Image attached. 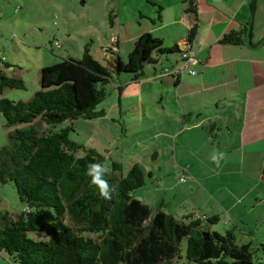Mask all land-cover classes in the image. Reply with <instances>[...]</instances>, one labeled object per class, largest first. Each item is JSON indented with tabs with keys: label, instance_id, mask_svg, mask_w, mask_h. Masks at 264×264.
Listing matches in <instances>:
<instances>
[{
	"label": "trees",
	"instance_id": "trees-1",
	"mask_svg": "<svg viewBox=\"0 0 264 264\" xmlns=\"http://www.w3.org/2000/svg\"><path fill=\"white\" fill-rule=\"evenodd\" d=\"M187 10L196 13L197 0H188ZM197 29L198 24L190 28L189 41ZM252 36L253 25L246 24L220 41L240 44L249 37L251 45L264 43V37L253 43ZM105 49L106 64L95 58L88 43L81 57H64L43 67L41 88L29 100L0 97V114L12 128L0 148V180L13 182L26 205L17 215L0 209V251L19 264H264L257 263L253 243H240L233 230L209 228L219 215L177 218L162 210L153 213L132 195L146 183L142 163H134L126 175L116 160L105 170L106 156L73 140L71 125L58 129L67 120L104 116L106 110L97 106L109 85L122 92L129 79L146 75L147 64L183 52L178 44L165 46L149 32L137 38L126 62L117 50ZM26 87L23 78L0 70V95L6 88ZM92 165L100 166L106 196L100 183H93ZM184 237L186 250L181 247Z\"/></svg>",
	"mask_w": 264,
	"mask_h": 264
},
{
	"label": "crops",
	"instance_id": "crops-1",
	"mask_svg": "<svg viewBox=\"0 0 264 264\" xmlns=\"http://www.w3.org/2000/svg\"><path fill=\"white\" fill-rule=\"evenodd\" d=\"M33 1L0 0V4L3 8H26ZM81 1L85 8H99V4H103L101 12L110 3L112 17H116L113 21L115 25L117 21H122L121 13L125 10L129 13L124 15L122 24L132 26L135 22L133 12L139 10L138 21L144 26V30L133 37L136 38L135 41L143 33L149 32L165 42L167 36L169 37V29L172 28L176 33L173 37L170 36V42H175L181 49L184 43L189 42L190 49L200 62L189 63L181 75L175 76V73L171 72L180 64V57L161 69L147 68L144 77L136 81L129 79L127 82L129 87L133 86L134 102L139 105L137 121L146 115L151 139L160 136L178 138V147L173 148L174 153L167 161L176 160L185 172L189 170L186 164L190 161L188 154L192 151L198 154L197 150L200 149V172H205L209 166L210 184L215 182V174L219 176V181L223 182V185L216 187L219 193L228 188L233 189L228 190L229 195L235 199L229 196V203L225 202V211L239 214L238 203L243 204L245 211L250 203L253 204L251 212L263 211L264 43L251 45L249 37L245 43L240 44L220 41L226 33L241 29L255 19V15L258 16L259 0H197L196 13L187 10L188 0ZM95 17L90 20L89 26H94ZM195 24H198L197 33L194 39L189 41L190 28ZM252 24L254 25V22ZM113 36L117 40L119 50L121 36ZM255 36L253 30L251 41L256 44L264 34ZM188 69L196 72L191 73ZM119 95L121 106L124 103L122 98L128 97V94L125 95L123 89ZM155 104H158L161 110ZM145 105L150 108L148 113ZM120 111L122 113V110ZM159 111L161 118L155 116ZM157 151V157L153 160H160L159 158L171 154L165 153V147ZM199 162L197 159L193 160L196 166ZM236 190H240L243 197H238ZM214 215L219 214L214 213L211 216ZM211 216L205 213L197 215L201 218ZM233 232L235 233V230ZM242 233L247 234L244 237L247 239L241 243L254 242V239H251L253 233Z\"/></svg>",
	"mask_w": 264,
	"mask_h": 264
},
{
	"label": "rangeland",
	"instance_id": "rangeland-1",
	"mask_svg": "<svg viewBox=\"0 0 264 264\" xmlns=\"http://www.w3.org/2000/svg\"><path fill=\"white\" fill-rule=\"evenodd\" d=\"M258 4L260 6L258 16L255 15V19L249 22V24L254 22L252 25L255 37L264 34V0H259ZM102 6L103 4H99V8L95 6L85 8L81 0H34L26 8H19V6L3 8L0 4V70L3 69L8 75L23 78L27 85L25 89L6 88L0 97L29 100L41 88L40 71L43 67L60 62L64 57H81L88 43L95 58L106 64L109 54L105 47L109 43H114L113 35L115 34L121 36L120 49L117 51L126 62L135 44L136 38L133 37L144 30V26H141L138 21L140 11L133 12L135 22L132 26L122 24L124 15L129 13L125 10L121 13L122 21H117L115 25L113 22L116 19L115 15L111 20L112 5L109 3L101 12ZM93 17H95V24L89 26L88 23ZM169 31V37L167 36L164 44L174 46L175 42H170L169 39L176 31H172V28ZM185 35L187 36V33ZM57 43H59L58 47ZM180 57L181 55L177 52L161 55L159 63L147 64L145 69L154 67L161 69ZM5 62L13 66H5ZM129 86L130 84L124 88V93L128 94V97L122 96L124 101L122 108L119 104V90L114 85H109L106 98L97 106L99 109L106 110L104 116L67 120L58 124V129L71 125L74 128L70 132L73 140L87 148L94 147L106 156L105 170L110 169L111 162L116 160L122 163L123 174L126 175L134 163L137 161L142 163L146 170V183L135 189L132 195L147 203L153 213L162 210L177 218H185L188 215L197 217L204 213L211 216L216 213L220 215V220L209 224L212 230L225 233L233 229L240 243L247 239L244 238L247 234H243V231L253 233L251 239H254L253 246L257 250L255 256L260 257L256 261L264 263L262 245L264 243V210L251 212L250 208L253 204L250 203L245 211L243 204L238 203L239 214L230 210L225 211L230 197L235 199L229 195L228 189H233L228 188L219 193L216 187L223 185V182L219 181V176L215 174L213 185L209 180V166L205 172H200L199 155H202L200 149H196L198 154L193 151L188 154V160H190L186 162L188 172H185L176 160L167 161L174 153L173 148L178 147V138L170 139L165 136L149 138L151 131L148 128L149 124L146 123V115L141 116L142 119L137 121L139 105L134 102L133 86ZM156 106L160 108L158 104ZM144 108L148 113L149 106ZM155 116L161 118V112L159 111ZM45 127L47 126L44 125ZM11 129L6 127L5 118L0 114V148L6 143ZM168 145H170L169 148ZM161 147H165L166 154L169 152L171 154L164 156L162 152L164 157L153 160L155 153ZM176 151L178 152V148ZM83 154L84 149H80L79 155ZM196 159L199 162L197 166L193 164V160L196 161ZM191 165L192 168H190ZM202 173L204 174L200 175ZM184 175H187L185 179H183ZM236 193L238 197H243L240 190H236ZM0 209H7L14 215L26 209L15 184L11 181L3 183L0 180ZM242 216L244 217L241 218ZM181 247L186 250V237L183 238ZM0 264L19 263L13 261L10 255L2 250Z\"/></svg>",
	"mask_w": 264,
	"mask_h": 264
},
{
	"label": "built area",
	"instance_id": "built-area-1",
	"mask_svg": "<svg viewBox=\"0 0 264 264\" xmlns=\"http://www.w3.org/2000/svg\"><path fill=\"white\" fill-rule=\"evenodd\" d=\"M114 43H109L107 46L112 47L114 50H118L117 46V40L114 37ZM189 42L187 41L184 43V46L182 47V54H181V62L178 64L173 70H171L172 73H175V76H179L183 73V71L188 68L189 63L196 64L200 62L199 58L194 54L193 50L190 49L189 47ZM56 46H59V43L56 44ZM189 72L195 73L196 70L193 69H188ZM186 178V175L183 176V179Z\"/></svg>",
	"mask_w": 264,
	"mask_h": 264
},
{
	"label": "clouds",
	"instance_id": "clouds-1",
	"mask_svg": "<svg viewBox=\"0 0 264 264\" xmlns=\"http://www.w3.org/2000/svg\"><path fill=\"white\" fill-rule=\"evenodd\" d=\"M213 158L215 159V157H213ZM99 167H100L99 165H92L89 169V173L91 174V173L95 172V175L93 176V183L99 182L101 185L102 194L106 196V195H108V192L106 190L107 185L104 181L99 180L100 172L97 171V169H99Z\"/></svg>",
	"mask_w": 264,
	"mask_h": 264
},
{
	"label": "water",
	"instance_id": "water-1",
	"mask_svg": "<svg viewBox=\"0 0 264 264\" xmlns=\"http://www.w3.org/2000/svg\"><path fill=\"white\" fill-rule=\"evenodd\" d=\"M154 157H157V153L155 154ZM203 232H204V234H205L206 237H209V233H210L209 231L204 230Z\"/></svg>",
	"mask_w": 264,
	"mask_h": 264
}]
</instances>
